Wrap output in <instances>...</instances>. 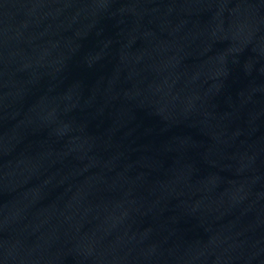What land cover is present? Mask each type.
I'll return each mask as SVG.
<instances>
[{
    "label": "water",
    "instance_id": "1",
    "mask_svg": "<svg viewBox=\"0 0 264 264\" xmlns=\"http://www.w3.org/2000/svg\"><path fill=\"white\" fill-rule=\"evenodd\" d=\"M86 0H0V46L65 14Z\"/></svg>",
    "mask_w": 264,
    "mask_h": 264
}]
</instances>
